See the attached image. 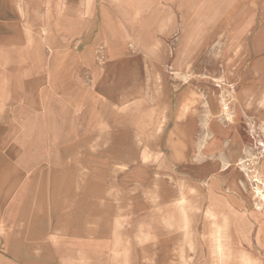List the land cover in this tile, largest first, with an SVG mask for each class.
<instances>
[{"label":"rangeland","instance_id":"obj_1","mask_svg":"<svg viewBox=\"0 0 264 264\" xmlns=\"http://www.w3.org/2000/svg\"><path fill=\"white\" fill-rule=\"evenodd\" d=\"M20 1L0 3V171L88 183L109 264H264V0Z\"/></svg>","mask_w":264,"mask_h":264},{"label":"crops","instance_id":"obj_2","mask_svg":"<svg viewBox=\"0 0 264 264\" xmlns=\"http://www.w3.org/2000/svg\"><path fill=\"white\" fill-rule=\"evenodd\" d=\"M2 0H0L1 3ZM21 10L46 8L63 9L57 15L83 17L88 15L141 16L153 0H22ZM111 5L114 12L108 11ZM180 132H182L180 130ZM174 149H183L178 144ZM2 168L0 171V264H109L107 247L114 235H96L97 255L89 256V233L102 232L90 224V207L97 208V217L104 212L89 200V185L67 186L49 183L41 185L37 179L24 178L25 169ZM37 174L39 171H31ZM16 176V178H9ZM14 179V180H12ZM48 186V189L45 188ZM81 187V189H80ZM44 191L48 194H42ZM62 192L63 194H57ZM73 193H75L73 195ZM99 220V218L97 219ZM96 228V229H94ZM111 236V237H110ZM100 239L105 242H100ZM114 256V255H113ZM90 257L96 260L90 261Z\"/></svg>","mask_w":264,"mask_h":264},{"label":"bare ground","instance_id":"obj_3","mask_svg":"<svg viewBox=\"0 0 264 264\" xmlns=\"http://www.w3.org/2000/svg\"><path fill=\"white\" fill-rule=\"evenodd\" d=\"M153 85V84H152ZM151 85V86H152ZM145 87V86H144ZM151 90V89H150ZM151 92V91H150ZM149 93V92H148ZM151 94V93H150ZM149 95V94H148ZM153 97V96H152ZM150 98V97H149ZM223 103H225L226 102V100L223 98V101H222ZM228 103V102H227ZM227 111V110H226ZM209 112V111H208ZM209 114V113H208ZM228 115H229V113H228ZM208 118V117H207ZM205 120V119H204ZM205 122V121H204ZM224 162V161H223ZM247 165H245L244 167L245 168H247L246 167ZM248 169V168H247ZM252 171V170H251ZM258 181H259V183H261L262 184V186H257V188H256V193H257V195L260 197V199H263V201H264V182H261V180L260 179H258ZM183 192V191H182ZM185 192V191H184ZM183 194V193H182ZM184 203V202H183ZM262 204V203H261ZM179 205H180V202H179ZM182 205V207H184L183 206V204H181ZM180 205V206H181ZM257 207H261V206H257ZM181 208V207H180ZM184 209V208H183ZM187 211V210H186ZM182 214H185L184 212H182ZM183 216H185V215H183ZM185 218V217H184ZM187 218V217H186ZM187 220H189V219H187ZM186 223V222H185ZM189 223V222H188ZM186 225V224H185ZM184 225V226H185ZM183 226V227H184ZM185 228V227H184ZM188 229V228H187ZM184 231V230H183ZM187 232V231H186ZM227 232V222L224 220V223L222 224V226L220 227V234H224V233H226ZM185 234V233H184ZM221 237V236H220ZM225 247V246H224ZM224 247L222 246V245H219V247H218V250H219V252H223L224 251ZM246 264H251V263H249V262H246Z\"/></svg>","mask_w":264,"mask_h":264}]
</instances>
